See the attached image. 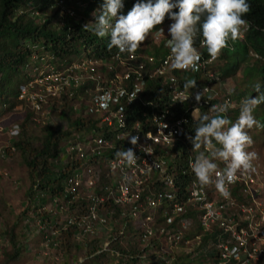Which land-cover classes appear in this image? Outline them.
<instances>
[{"label":"clouds","instance_id":"obj_1","mask_svg":"<svg viewBox=\"0 0 264 264\" xmlns=\"http://www.w3.org/2000/svg\"><path fill=\"white\" fill-rule=\"evenodd\" d=\"M125 1L104 0L83 25L100 38L110 37L109 52L81 54L66 63L34 54L26 68L36 75L19 84L18 99L34 104L36 112L50 106L67 118L57 126L47 119L50 113L41 112L45 126L72 132L55 166L71 169L62 186L72 201L86 192L92 202V226L79 223L82 236L102 227L111 232L103 223L107 218L97 215L99 205L109 202L123 210L115 224L127 240L139 238L122 242L137 245L142 257L137 264H222L223 245L237 246L240 260L246 259L244 249L255 241L252 227L264 236V172L254 166L258 153L249 150L255 143L249 131L264 129L254 116L260 107L264 113V58L253 49L243 54L251 30L243 17L251 6L248 0H138L124 15ZM70 9L63 7L62 16L76 17ZM228 48L234 56L225 53ZM50 57L46 67L52 72L39 75L40 62ZM242 64H248L245 81L254 85L255 97L228 89ZM189 72L208 80L191 79ZM80 86H87L88 96L70 91ZM67 94L73 99L68 116L56 107ZM77 98L83 101L74 104ZM75 110L81 112L77 117ZM69 116L90 126L78 129ZM18 128L13 135L20 136ZM67 204L62 200L61 207ZM133 221L140 223L134 233ZM242 230L246 246L234 236ZM174 243L179 250L167 254ZM110 246L106 240L113 264L118 258L125 264L127 258ZM182 252L188 263L177 259ZM249 260L264 264V254Z\"/></svg>","mask_w":264,"mask_h":264},{"label":"trees","instance_id":"obj_2","mask_svg":"<svg viewBox=\"0 0 264 264\" xmlns=\"http://www.w3.org/2000/svg\"><path fill=\"white\" fill-rule=\"evenodd\" d=\"M103 2L104 0H0V109L12 108L10 104L17 100L19 84L21 83V80L18 82L17 78L27 75L29 78L31 77L32 74L27 71L26 65H29L34 54L44 55L47 53L54 56L55 61H52L53 63L57 61L66 63V61L79 57L81 54L101 57L110 51L108 48L109 36L100 38L83 29V25L94 16L96 7H101ZM137 2L138 0H126L121 9L124 10L122 14L127 15ZM248 2L251 6L250 11L243 18L251 24V30L246 37L243 54L246 55L250 49H253L264 58V0H248ZM63 7L72 8L77 16H69L68 14L61 16ZM234 43L235 47L240 45L238 40ZM231 52L232 50L229 48L225 50L226 54L234 56L235 54H229ZM260 68L264 75V62ZM86 87H72L70 91L88 96L85 93ZM72 100L67 94L65 104L63 106L56 104V107L63 108L68 116L72 111ZM68 119L70 124L78 129H83L87 124H90L83 118L74 119L69 116ZM30 123H34L33 114H29L21 124L24 130L19 139L14 140L12 147H7L4 151L8 156L15 151L19 152L28 168L31 185L27 191L29 203L23 210V215L27 216L32 205L45 194L50 196L51 204L54 206L62 205V200H66L68 203L65 207L66 211L70 217L75 219L66 218L63 222H58L51 216L52 212L45 209H41L37 217L42 220L48 218V223L57 233L55 240L58 248L67 257L74 252L86 250V261L84 260L80 264H97L104 257L114 259L111 251H105L103 247L108 240L111 242L110 249L121 252L122 257L127 258L125 264H137L142 260V257L137 254V245L124 247L122 242L127 240V236L115 224V220L118 219L123 210L109 202L99 205L97 215L107 218L103 223L107 227L111 226L109 229L113 228L111 232L103 233V236H96L91 240H87L85 237L83 242H78V238L83 235L80 224L86 221V224L92 226V211L90 210L92 202L86 192L72 201L71 196H67L62 186V181L71 172V169L67 172H61L55 166V161L61 158L63 141L72 132L47 125L44 129L43 138L38 144H35L29 133ZM70 167L72 168V165ZM95 191L97 194H103L99 189ZM70 220L76 221L70 222ZM103 223H98V227ZM6 235L12 244V250L5 252V258L0 264H12L21 259L26 250L25 242L14 232V229L6 231ZM118 259L122 261V258ZM118 259L116 260L117 264L120 262Z\"/></svg>","mask_w":264,"mask_h":264},{"label":"rangeland","instance_id":"obj_3","mask_svg":"<svg viewBox=\"0 0 264 264\" xmlns=\"http://www.w3.org/2000/svg\"><path fill=\"white\" fill-rule=\"evenodd\" d=\"M72 11V9H70ZM38 15H41L38 13ZM63 13H61V16ZM74 15V14H73ZM70 16V14H69ZM244 36L245 33H242ZM242 38V37H241ZM237 48L240 50L241 45H238ZM51 59L46 58L44 61L40 62V69L38 70L39 75L44 73H51L52 71L47 68V61ZM238 61V57L236 56L234 61L231 63ZM248 64H242L238 70L236 76L230 78L228 82V89L235 88L233 92L235 95H240L243 91H247L248 95H254V85L252 83H248L245 81V66ZM27 71L30 72L33 76L36 75L35 71H31L30 68L27 67ZM256 74V73H255ZM56 74H52L48 77H53ZM188 75L191 79L199 80L203 82H207L208 78L204 75L197 76L194 72H189ZM29 78V76H23L22 78H17L18 82L21 80L25 81ZM23 79V80H22ZM256 79V80H255ZM254 80L257 82H261V77L257 76ZM23 84V83H22ZM253 93V94H252ZM258 95V94H257ZM255 97V96H253ZM21 99V98H20ZM14 100L10 105L12 108L10 109H0V262H2L5 258V252L12 250V244L9 242L8 237L6 235V231L14 229V232L19 235V237L25 242L26 250L23 253L21 259L13 262L12 264H80L83 263L86 259V250H81L79 252H74L72 255H67L58 248L56 243V234L53 231L52 225H50L47 221L48 218H44L42 220L40 217H37V214L41 212V209L51 211V216L54 217L56 221L63 222L67 217H69L68 212L63 205L54 206L51 204L50 196L44 195L41 196V199L38 198V202L32 205L30 212L27 216L23 215V210L26 208L27 204V191L30 188V180L28 177V168L24 162L23 157L19 152H13L11 155L5 154V149L7 147H12L13 141L19 139L18 135H13L14 131L18 128L21 132L24 130L21 127V124L25 121L29 114H35L34 112V104L29 102L28 100ZM82 100V99H81ZM83 101V100H82ZM76 99L74 104H79L82 102ZM84 102H88V100H84ZM52 107H46L40 112H36L34 123H30L29 133L32 136V140L35 144H38L44 136V129L46 125V120L44 121L45 116L41 114H49L51 117H47V119H51L54 125H64L67 123V118H65L64 113H60L59 111H55L51 109ZM3 110V111H2ZM53 112V113H52ZM81 112L79 110H75L73 112V116H79ZM254 116L257 120H259L262 124H264V113L262 112V107L255 109ZM72 129V127H70ZM249 134L252 136L254 140V145L251 147L258 153V159L254 161V166L262 169L264 172V129L253 128L249 131ZM66 142L62 144L64 146ZM66 147H62L61 154H65ZM13 149V148H12ZM14 151V150H13ZM63 151V152H62ZM62 154V157L64 155ZM264 178V174L262 179ZM215 186V185H214ZM88 190V189H86ZM214 190V189H213ZM34 199V198H33ZM43 199H45L43 201ZM35 200V199H34ZM139 224L136 221L131 223V228L133 233L138 230ZM15 226V227H14ZM103 232L106 234L108 232L107 228L102 227L101 230L97 231L96 234H92L90 236H80L78 238V242H83L84 238L87 240L93 239L96 235L102 236ZM214 235H212V238ZM127 241L131 243H137L139 238L131 237ZM178 249V245L174 243L173 246H169L167 250V254ZM179 250V249H178ZM188 253L182 252L181 255L178 254L177 259L182 263H188ZM174 256V255H173ZM174 256L173 258H175ZM102 260L97 264H113V260L111 258ZM169 262H173V259L167 257ZM86 261V260H85ZM160 261V260H158ZM157 262V261H156ZM86 264V263H85ZM144 264V263H143ZM188 264H194L193 262Z\"/></svg>","mask_w":264,"mask_h":264},{"label":"built area","instance_id":"obj_4","mask_svg":"<svg viewBox=\"0 0 264 264\" xmlns=\"http://www.w3.org/2000/svg\"><path fill=\"white\" fill-rule=\"evenodd\" d=\"M23 97V95H21ZM35 98V97H32ZM124 194V193H123ZM125 198L127 196L124 194ZM253 233L251 236L255 238V241L252 244V248L247 249V247L244 249V253L248 252V257L246 259L240 260V255L238 253L239 248L237 246H234L233 249H230L228 245H223V250H222V258H223V263L222 264H231L233 259H237L238 262L235 264H250V258H255L259 259L260 256L264 254V236L260 237L259 234H256V228L252 227ZM262 234L264 235V229H262ZM247 235V232L242 230L241 234L240 233H234V236L236 237L237 240L240 241L241 246H246V238L244 237Z\"/></svg>","mask_w":264,"mask_h":264}]
</instances>
